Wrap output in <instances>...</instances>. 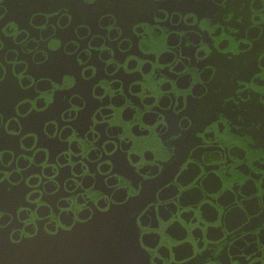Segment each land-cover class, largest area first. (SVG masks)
I'll use <instances>...</instances> for the list:
<instances>
[{
	"label": "water",
	"instance_id": "obj_1",
	"mask_svg": "<svg viewBox=\"0 0 264 264\" xmlns=\"http://www.w3.org/2000/svg\"><path fill=\"white\" fill-rule=\"evenodd\" d=\"M17 2L0 29V264H264L250 1L238 25L226 7L205 24L197 0Z\"/></svg>",
	"mask_w": 264,
	"mask_h": 264
},
{
	"label": "flooded vegetation",
	"instance_id": "obj_2",
	"mask_svg": "<svg viewBox=\"0 0 264 264\" xmlns=\"http://www.w3.org/2000/svg\"><path fill=\"white\" fill-rule=\"evenodd\" d=\"M1 1V0H0ZM7 8H3V13H1V7H0V29L1 27L7 28L6 33L9 34V32H12L13 29L16 28L15 25L12 24V17L15 15L16 6H18L17 1H27V0H6ZM31 1H40V0H31ZM128 1H134L135 6L140 9L141 8V1H153V0H128ZM197 1H204V3L200 4L202 8L206 11V15L204 16L203 21L205 24H209L210 20H219V21H226L225 16L229 11V8L233 10V15L230 20L234 21L233 24L238 25L237 23H244L247 18L246 13V5L247 2L250 1L251 7L255 9V11H249L253 14V19L257 21H264V0H217V1H226L225 6H212L211 4L207 3L206 1L211 0H197ZM216 7V8H215ZM219 7V8H218ZM226 8L227 11H226ZM129 8H131V4H129ZM217 9L219 10V14H214V16L209 17V10L211 9ZM213 13V12H212ZM246 24V23H245ZM223 29L222 27H218V32H221ZM1 33V32H0ZM254 34H258V28L254 29ZM0 35V41L3 39L5 40V37H1ZM9 44H11L10 41H8Z\"/></svg>",
	"mask_w": 264,
	"mask_h": 264
}]
</instances>
